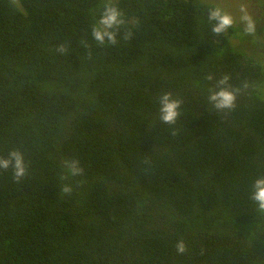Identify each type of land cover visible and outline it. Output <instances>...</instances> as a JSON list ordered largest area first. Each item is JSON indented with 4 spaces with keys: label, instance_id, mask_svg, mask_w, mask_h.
Here are the masks:
<instances>
[{
    "label": "trees",
    "instance_id": "1",
    "mask_svg": "<svg viewBox=\"0 0 264 264\" xmlns=\"http://www.w3.org/2000/svg\"><path fill=\"white\" fill-rule=\"evenodd\" d=\"M107 2L0 0V156L27 166L0 170V264H264V55L214 34L201 0L114 1L119 43L97 45ZM224 75L240 91L218 111ZM66 159L84 168L70 194Z\"/></svg>",
    "mask_w": 264,
    "mask_h": 264
},
{
    "label": "clouds",
    "instance_id": "2",
    "mask_svg": "<svg viewBox=\"0 0 264 264\" xmlns=\"http://www.w3.org/2000/svg\"><path fill=\"white\" fill-rule=\"evenodd\" d=\"M240 23L244 26L246 34H254L256 30V21L249 14L246 6L240 9ZM208 20L212 23V32L216 35L226 32L231 28L235 18L227 13H224L220 8H213L208 13ZM125 24L123 13L112 0L104 5L100 19L92 27L91 36L97 45H116L119 43L117 37L120 35V29ZM132 32L126 31L123 35L124 40L132 38ZM58 54L64 55L68 51L67 44H60L55 50ZM212 79L211 76L208 77ZM229 77L222 76L217 80L218 90H211L208 96V102L218 111L232 110L236 107V100L239 89H234L229 85ZM248 85L245 84L244 87ZM159 115L160 120L164 124L174 125L180 115L182 101L175 98L171 92L163 93L159 98ZM13 170V176L19 182L27 174V166L24 154L19 150H11L6 157L0 156V170ZM63 172L60 179L63 181L61 188L62 193L70 194L73 190L71 181L83 176L84 168L78 159H66L63 164ZM250 199L257 206V209L264 212V175L258 176L252 184ZM186 245L183 240H178L176 243V251L178 254H183L186 251Z\"/></svg>",
    "mask_w": 264,
    "mask_h": 264
},
{
    "label": "rangeland",
    "instance_id": "3",
    "mask_svg": "<svg viewBox=\"0 0 264 264\" xmlns=\"http://www.w3.org/2000/svg\"><path fill=\"white\" fill-rule=\"evenodd\" d=\"M108 1V0H107ZM117 0H112V2ZM211 3L235 18L234 27L237 35L233 38L234 44L244 51L264 55V0H201ZM246 6L249 14L256 21L254 34H246L243 24L240 23V9ZM264 57V56H263Z\"/></svg>",
    "mask_w": 264,
    "mask_h": 264
}]
</instances>
